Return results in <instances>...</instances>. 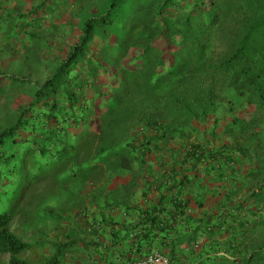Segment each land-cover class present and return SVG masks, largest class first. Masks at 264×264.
Listing matches in <instances>:
<instances>
[{
    "label": "trees",
    "instance_id": "16d2710c",
    "mask_svg": "<svg viewBox=\"0 0 264 264\" xmlns=\"http://www.w3.org/2000/svg\"><path fill=\"white\" fill-rule=\"evenodd\" d=\"M14 183L0 264H61L72 230L45 257L46 222L85 226L137 191L158 197L134 239L169 264H264V0H0Z\"/></svg>",
    "mask_w": 264,
    "mask_h": 264
},
{
    "label": "crops",
    "instance_id": "0c3cea01",
    "mask_svg": "<svg viewBox=\"0 0 264 264\" xmlns=\"http://www.w3.org/2000/svg\"><path fill=\"white\" fill-rule=\"evenodd\" d=\"M157 197L158 194H151L144 199L137 191L134 200H129V209H103L101 215L97 212L89 213L86 218L89 223L77 228L79 230L70 231L69 239L74 241V244L66 249L61 264H134L152 248L161 253L157 240L152 242L151 247H147L134 239V234L142 225L143 211L147 210ZM74 220L79 226V220ZM170 238L174 239V236ZM163 252L166 253V250Z\"/></svg>",
    "mask_w": 264,
    "mask_h": 264
},
{
    "label": "rangeland",
    "instance_id": "374dc122",
    "mask_svg": "<svg viewBox=\"0 0 264 264\" xmlns=\"http://www.w3.org/2000/svg\"><path fill=\"white\" fill-rule=\"evenodd\" d=\"M53 59L57 60V58H54V57H53ZM7 65H9V62L5 61L2 64V67L6 68ZM99 83H101V82H99ZM99 85H102V84H99ZM102 89H105V87H102ZM224 142H227V141L223 140L222 143H224ZM22 187H24V185L19 186L18 184L14 183L11 186L10 190L0 189V211H7L8 213H12V212L17 211V201L23 192L21 190ZM246 195H247L246 190L242 191L239 195V198L240 199L244 198V197H246ZM261 202L264 203V199ZM50 224L51 223L46 222V227H48V231L46 229V233L44 234V237H43L46 240V244L44 245L46 255L51 253L50 243H53V242H51L52 235H57L58 237L61 238L62 233L64 231L63 226H66L65 233H68V231H70V230H78L77 226L72 221L67 222V224L64 223V225L61 223L60 224L58 223L54 227H51ZM79 228H80V226H79ZM26 234H27L25 237L26 241L34 240V239L35 240L40 239V236L38 234L37 235L34 234L33 231H28V232H26ZM37 251L39 252V249ZM65 251H67V250H65ZM38 257H39V255H38ZM45 257H47V256H45ZM7 259H8L7 256L2 257V260L4 262H7ZM38 262H40V261L38 260ZM35 264H38V263H35Z\"/></svg>",
    "mask_w": 264,
    "mask_h": 264
},
{
    "label": "built area",
    "instance_id": "2783aa9c",
    "mask_svg": "<svg viewBox=\"0 0 264 264\" xmlns=\"http://www.w3.org/2000/svg\"><path fill=\"white\" fill-rule=\"evenodd\" d=\"M134 264H169V261L166 256L152 248L146 255L135 261Z\"/></svg>",
    "mask_w": 264,
    "mask_h": 264
}]
</instances>
